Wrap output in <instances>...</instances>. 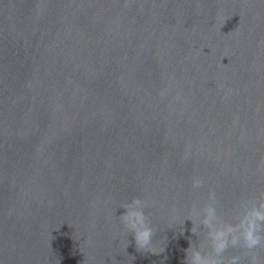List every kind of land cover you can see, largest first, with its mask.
<instances>
[{"label":"water","instance_id":"water-1","mask_svg":"<svg viewBox=\"0 0 264 264\" xmlns=\"http://www.w3.org/2000/svg\"><path fill=\"white\" fill-rule=\"evenodd\" d=\"M261 202L264 0H0V264H184Z\"/></svg>","mask_w":264,"mask_h":264},{"label":"clouds","instance_id":"clouds-1","mask_svg":"<svg viewBox=\"0 0 264 264\" xmlns=\"http://www.w3.org/2000/svg\"><path fill=\"white\" fill-rule=\"evenodd\" d=\"M203 184L204 181L198 176L191 180L193 189H199ZM215 196L214 191L209 192L211 199H215ZM131 205L121 206L124 211L119 219L131 233L136 250L153 254L163 252L164 249L157 251L153 242L155 232L146 221L144 201L139 197H133ZM215 216V208L209 205L202 221L209 228V251L201 252L198 248H193L190 242L185 250L184 264H241L240 254L225 257L229 248L243 250V255L249 258L248 264H260L257 249H264V202L248 211L237 225L215 228L213 225Z\"/></svg>","mask_w":264,"mask_h":264}]
</instances>
